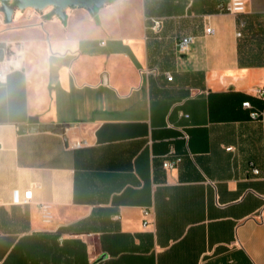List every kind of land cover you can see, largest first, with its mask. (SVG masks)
Returning <instances> with one entry per match:
<instances>
[{
    "label": "crops",
    "instance_id": "1",
    "mask_svg": "<svg viewBox=\"0 0 264 264\" xmlns=\"http://www.w3.org/2000/svg\"><path fill=\"white\" fill-rule=\"evenodd\" d=\"M227 1L0 20V59L23 48L0 81V264H264V0Z\"/></svg>",
    "mask_w": 264,
    "mask_h": 264
},
{
    "label": "built area",
    "instance_id": "2",
    "mask_svg": "<svg viewBox=\"0 0 264 264\" xmlns=\"http://www.w3.org/2000/svg\"><path fill=\"white\" fill-rule=\"evenodd\" d=\"M191 1V0H189ZM249 2V0H228L223 6L222 8L230 13L233 14H238L241 12H244L247 6V3ZM0 20H4V15L2 13V11L0 10ZM150 21H151V29L155 32L158 33L160 32L161 28H162V24L163 21L161 18L158 17H150ZM214 29L211 26H206L204 28V33L205 34H211L213 33ZM238 35H240V33H237ZM194 40V36L193 35H181L177 41V50L180 53H184L189 49L190 44L193 42ZM22 53H23V48H22V43L20 41H9L6 44L5 47V56L0 59V81L5 80V78L7 77V74L12 71L13 69L18 67V62L19 60H21L22 58ZM167 79L171 80L172 76L170 73H166ZM255 94L264 99V87H257L255 89ZM243 107L245 108H252L251 104L249 101H244L242 103ZM259 115H261L260 112L256 111V110H251L250 111V116L251 118L255 119L257 118ZM85 141H75L74 142V146H80L81 144H84ZM180 160L179 157H176L172 160L169 159H165L163 161V166L166 168H171L173 167L178 161ZM252 172L254 174H258L259 171L256 168L252 169ZM32 197V189H27L24 192V195L21 197L20 194L18 193L17 190L14 191L13 193V202L15 204H22V203H27L29 202V200ZM47 205H42V209L44 211L43 214V218L45 221H47L49 219V215L47 213ZM143 215L147 216L150 214V209L148 207H143L142 209ZM149 221L145 220L143 222L144 225L148 224Z\"/></svg>",
    "mask_w": 264,
    "mask_h": 264
},
{
    "label": "water",
    "instance_id": "3",
    "mask_svg": "<svg viewBox=\"0 0 264 264\" xmlns=\"http://www.w3.org/2000/svg\"><path fill=\"white\" fill-rule=\"evenodd\" d=\"M109 1L111 0H0V10L4 15L5 21L9 22L15 9L23 10L31 7L35 10H43L47 6H52V14L64 19V10L67 7H84L93 12L94 6L101 7ZM69 126V124H40L30 127L29 130H48L56 133H63L65 128ZM23 129L22 127V130Z\"/></svg>",
    "mask_w": 264,
    "mask_h": 264
},
{
    "label": "rangeland",
    "instance_id": "4",
    "mask_svg": "<svg viewBox=\"0 0 264 264\" xmlns=\"http://www.w3.org/2000/svg\"><path fill=\"white\" fill-rule=\"evenodd\" d=\"M70 7H71V6H70ZM52 8H53L52 6H47V7H45L43 10H35V9L31 8V7H28V8H27V11H30L31 13H34V14H35V13H38V14L40 13L39 15L42 16V13H43V12H47V11H49V12L52 14V12H51V11H52ZM97 9H98V7H95V6H94V11H93L92 13H95Z\"/></svg>",
    "mask_w": 264,
    "mask_h": 264
}]
</instances>
